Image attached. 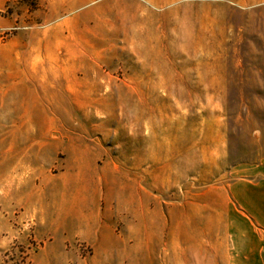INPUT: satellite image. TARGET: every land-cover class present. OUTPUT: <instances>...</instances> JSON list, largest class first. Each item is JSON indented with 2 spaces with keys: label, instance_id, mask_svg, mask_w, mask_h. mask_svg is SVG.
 I'll return each instance as SVG.
<instances>
[{
  "label": "rangeland",
  "instance_id": "374dc122",
  "mask_svg": "<svg viewBox=\"0 0 264 264\" xmlns=\"http://www.w3.org/2000/svg\"><path fill=\"white\" fill-rule=\"evenodd\" d=\"M0 15V264H171L180 213L225 251L211 213L264 157V0Z\"/></svg>",
  "mask_w": 264,
  "mask_h": 264
},
{
  "label": "crops",
  "instance_id": "0c3cea01",
  "mask_svg": "<svg viewBox=\"0 0 264 264\" xmlns=\"http://www.w3.org/2000/svg\"><path fill=\"white\" fill-rule=\"evenodd\" d=\"M17 0H0V12L6 6ZM158 8L174 5L186 0H147ZM231 2H247L249 0H229ZM157 3V4H155ZM0 15V26L7 21ZM7 54V52L5 53ZM21 54V53H20ZM22 55V54H21ZM11 60L18 58V53L12 51ZM22 58V57H21ZM15 70H17L15 68ZM234 180L227 185V195L220 207V202L211 213L213 236L220 237V221H225V236L228 237L227 249L221 252L219 243L204 246L196 242L191 246L184 242L189 232L185 220H179V249L170 246L166 260L171 264H264V157L257 163L235 167ZM182 204V202H181ZM185 218V219H184ZM205 213L200 212L193 217L196 221L195 231L203 232ZM192 219V217L190 218ZM198 235V234H196ZM218 241V239H217Z\"/></svg>",
  "mask_w": 264,
  "mask_h": 264
}]
</instances>
